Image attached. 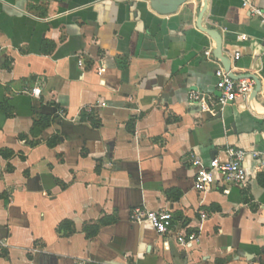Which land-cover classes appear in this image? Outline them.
<instances>
[{
  "label": "crops",
  "instance_id": "0c3cea01",
  "mask_svg": "<svg viewBox=\"0 0 264 264\" xmlns=\"http://www.w3.org/2000/svg\"><path fill=\"white\" fill-rule=\"evenodd\" d=\"M154 1L0 0V264H264L262 18L243 0ZM210 47L260 80L250 101L189 103L216 101ZM230 147L250 183L198 192L189 156ZM136 206L199 241L133 223Z\"/></svg>",
  "mask_w": 264,
  "mask_h": 264
},
{
  "label": "built area",
  "instance_id": "2783aa9c",
  "mask_svg": "<svg viewBox=\"0 0 264 264\" xmlns=\"http://www.w3.org/2000/svg\"><path fill=\"white\" fill-rule=\"evenodd\" d=\"M252 0H243V6L249 8L252 15L262 18L264 23V10L254 6ZM242 36L241 39H245ZM264 46V38H263ZM205 55L214 59V50L212 47L205 51ZM235 60L240 59V53L234 57ZM83 65L82 61H79ZM234 71L230 70L224 65H219L215 71L217 78L216 101L211 103L209 96L203 94L199 90H191L189 93V103L197 106L201 111H209L217 113V109H222L227 105L235 103L239 99L250 101L256 94L257 80L251 76L234 77ZM34 96L41 95V88H35L32 91ZM248 153L242 148L230 147L226 151V157H215L210 164H206L202 158L196 154L189 156V161L193 168H195L194 186L198 192H206L212 186L219 182L226 186L246 187L250 183V175L245 166V160ZM257 156H260L257 154ZM259 170H264V155L259 159ZM131 221L137 224L149 223L156 230L160 236L168 237L174 235L179 244L188 247L199 241V235L195 233H186L183 230L174 231V214L171 210H152L144 206H136L131 211ZM202 219L208 217L207 212H201ZM2 245V244H1Z\"/></svg>",
  "mask_w": 264,
  "mask_h": 264
},
{
  "label": "water",
  "instance_id": "95a60500",
  "mask_svg": "<svg viewBox=\"0 0 264 264\" xmlns=\"http://www.w3.org/2000/svg\"><path fill=\"white\" fill-rule=\"evenodd\" d=\"M187 0H172V2L174 3V5H176V6H179V5H181V4H183V3H185ZM159 5H160V2H159V0H155L154 2H153V8H155L156 10H158V11H162L161 10V8L159 7ZM171 11V10H170ZM169 12V11H168ZM214 55L218 58V59H221L222 60V62L224 63V66L227 68V70H230L231 69V64L230 63H227L224 59H222V57H221V55L219 54V52H216L215 50H214ZM233 76L234 77H236L235 76V74H233ZM252 78H255L256 80H257V90H256V93L259 91V89H260V80L257 78V77H255V76H251Z\"/></svg>",
  "mask_w": 264,
  "mask_h": 264
},
{
  "label": "trees",
  "instance_id": "16d2710c",
  "mask_svg": "<svg viewBox=\"0 0 264 264\" xmlns=\"http://www.w3.org/2000/svg\"><path fill=\"white\" fill-rule=\"evenodd\" d=\"M87 117H88V115L84 113L83 114V119H85ZM48 121H49V118L43 116L40 119L35 120L34 128H36V127H37V129H39V128H45V127L48 126ZM53 145H54V143H53Z\"/></svg>",
  "mask_w": 264,
  "mask_h": 264
}]
</instances>
